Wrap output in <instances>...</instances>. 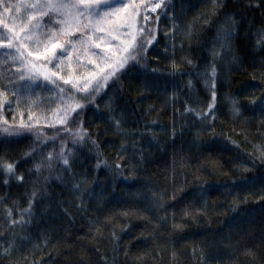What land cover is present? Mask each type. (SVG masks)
I'll return each mask as SVG.
<instances>
[{"label":"trees","instance_id":"obj_1","mask_svg":"<svg viewBox=\"0 0 264 264\" xmlns=\"http://www.w3.org/2000/svg\"><path fill=\"white\" fill-rule=\"evenodd\" d=\"M141 3L91 85L85 22L55 82L0 48V264H264V0Z\"/></svg>","mask_w":264,"mask_h":264},{"label":"rangeland","instance_id":"obj_2","mask_svg":"<svg viewBox=\"0 0 264 264\" xmlns=\"http://www.w3.org/2000/svg\"><path fill=\"white\" fill-rule=\"evenodd\" d=\"M141 1L142 0H125V4H127L128 7L124 8L122 6L118 14L113 16L111 20L105 21L98 28H94V26L87 20L80 21V23L85 22L87 24L89 28V40L92 39L91 42L93 43L92 47L90 42H88L90 45V52L87 54L88 63L79 62L75 64L76 67H82L83 70L89 68L90 71L92 69L90 72L91 76L87 73L81 84L91 85L96 83V81L100 78L104 80L105 77L107 78L108 69L113 65L119 64L124 59V55L129 52L135 43L136 34L138 32L137 16L142 4ZM8 2L13 5L21 3H35L37 0H13V2L12 0H9ZM23 11L24 9L21 8V13H23ZM21 13H16L15 9H12V11L8 13L0 11V17L4 20L3 23L9 24V27L21 37V41H14V43H24L22 50L25 51V56L36 65V68L32 71H36L43 78L47 76L49 78L48 81L50 82H55V80H58L56 71L69 73L66 71H68L70 68L69 66L72 65H69L64 60V56L59 59L54 58L53 51L50 52L51 56L46 60L47 63L45 62V57H48V54L43 52V50L46 47L47 50L50 51L52 43H55L59 39L54 41H50L47 38L43 39L39 36V29H37L35 34L32 36V40H44L45 43H42L41 45H34L31 42L22 40L24 33L19 31ZM0 24V27H3V24ZM60 27L61 25L58 24L55 27H50V29L55 32ZM76 28L78 27L73 24L72 27L67 29L65 32L59 33V36L62 37L63 35H67ZM60 46L65 48L64 45ZM96 48H99V50ZM29 51L33 53L31 56L27 55ZM57 51H61L60 47ZM57 51L55 52L57 53ZM34 53H39L41 55L37 57ZM49 60H51L54 64H52V62L49 63ZM54 65H58V67H54ZM29 67H31V65H29Z\"/></svg>","mask_w":264,"mask_h":264},{"label":"snow or ice","instance_id":"obj_3","mask_svg":"<svg viewBox=\"0 0 264 264\" xmlns=\"http://www.w3.org/2000/svg\"><path fill=\"white\" fill-rule=\"evenodd\" d=\"M0 3L3 4L5 13L11 12L12 9H15L16 13H21V8L24 9L23 13L20 15L21 23L19 25V31L24 33L22 38L23 41L31 42L34 45H41L43 43L41 40H32V36L37 29H47L49 25L52 27H55L57 24L61 25L55 32L50 30H42L40 32V35L50 41H54L59 38V33L65 32L72 27L73 24L79 27L81 20H87L94 28H98L105 21L111 20L113 16L118 14L121 10V6L124 8L128 7V5L125 4V0H37L35 3L13 5L6 4L4 0H0ZM156 7H160V5L157 4ZM154 10L155 9H153V11ZM45 16L48 17L47 21L43 20ZM145 19H147V17H145ZM0 23L3 24V28L0 29V48L6 49L2 55L5 58H10L13 62H18L19 67H17L16 71L20 73L21 80H31L32 77L25 76L24 73L26 71L31 72L36 68V65L25 56V51L22 50L24 43H14V41H21V37L9 27V24L3 23L2 21H0ZM84 27L87 28V25H84ZM225 34L228 35L227 31ZM52 47L55 49L58 45L53 43ZM59 47L61 49L59 56L53 51V57L56 59L63 57L67 52V49L63 46ZM27 55L31 56L32 52L29 51ZM48 62L51 63L52 61L49 60ZM29 65H31V67H29ZM54 67H58V65H54ZM44 79L48 80L49 78L45 76ZM106 79L105 77V80ZM65 83H67V81H65ZM37 86H39V84H37ZM86 88L87 85L84 86V89ZM93 90L98 91L99 85ZM60 91H63V89ZM76 107L82 106L77 105ZM5 131H7V129H5ZM64 163H68L66 158L64 159ZM8 171H12L11 165L8 166Z\"/></svg>","mask_w":264,"mask_h":264}]
</instances>
